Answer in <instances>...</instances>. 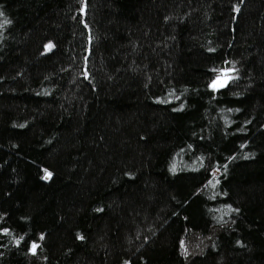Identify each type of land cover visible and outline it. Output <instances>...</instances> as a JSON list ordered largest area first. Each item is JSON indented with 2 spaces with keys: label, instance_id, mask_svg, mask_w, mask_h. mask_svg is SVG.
<instances>
[{
  "label": "trees",
  "instance_id": "1",
  "mask_svg": "<svg viewBox=\"0 0 264 264\" xmlns=\"http://www.w3.org/2000/svg\"><path fill=\"white\" fill-rule=\"evenodd\" d=\"M0 264H264V0H0Z\"/></svg>",
  "mask_w": 264,
  "mask_h": 264
},
{
  "label": "water",
  "instance_id": "2",
  "mask_svg": "<svg viewBox=\"0 0 264 264\" xmlns=\"http://www.w3.org/2000/svg\"><path fill=\"white\" fill-rule=\"evenodd\" d=\"M223 80H224V78H221V79H217V80H215V81H214V85H215V86H219V85H221V84L223 83Z\"/></svg>",
  "mask_w": 264,
  "mask_h": 264
},
{
  "label": "snow or ice",
  "instance_id": "3",
  "mask_svg": "<svg viewBox=\"0 0 264 264\" xmlns=\"http://www.w3.org/2000/svg\"><path fill=\"white\" fill-rule=\"evenodd\" d=\"M46 47L50 48V47H51V45H48V46H46ZM47 175H50V174H47ZM46 178H47V177H46ZM33 247L35 248V245H34Z\"/></svg>",
  "mask_w": 264,
  "mask_h": 264
},
{
  "label": "rangeland",
  "instance_id": "4",
  "mask_svg": "<svg viewBox=\"0 0 264 264\" xmlns=\"http://www.w3.org/2000/svg\"><path fill=\"white\" fill-rule=\"evenodd\" d=\"M222 77H224V76H222ZM222 77H220V78H222Z\"/></svg>",
  "mask_w": 264,
  "mask_h": 264
}]
</instances>
